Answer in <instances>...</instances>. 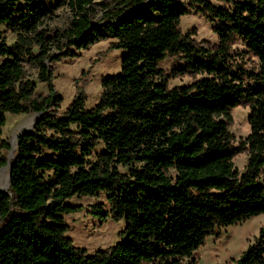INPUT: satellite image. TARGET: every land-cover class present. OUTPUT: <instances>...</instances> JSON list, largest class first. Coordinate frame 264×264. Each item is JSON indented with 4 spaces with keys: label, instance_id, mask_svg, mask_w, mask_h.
Returning a JSON list of instances; mask_svg holds the SVG:
<instances>
[{
    "label": "trees",
    "instance_id": "1",
    "mask_svg": "<svg viewBox=\"0 0 264 264\" xmlns=\"http://www.w3.org/2000/svg\"><path fill=\"white\" fill-rule=\"evenodd\" d=\"M93 2L0 0V167L9 164L0 264L195 262L208 235L264 212V0H128L127 16L100 24L90 20ZM62 4L69 23L51 29ZM193 9L214 23L216 43L180 31ZM108 38L123 52L97 101L86 105L83 81L56 112V64ZM236 38L244 48L233 51ZM166 57L183 65L165 73ZM184 74L192 81L168 86ZM243 104L249 132L234 144L231 110ZM29 112L40 114L8 159L7 114ZM240 152L242 171L232 161ZM99 193L109 209L94 204L93 214L124 224L113 244L87 253L65 234L64 215L81 208L71 197ZM233 264H264V224Z\"/></svg>",
    "mask_w": 264,
    "mask_h": 264
},
{
    "label": "rangeland",
    "instance_id": "2",
    "mask_svg": "<svg viewBox=\"0 0 264 264\" xmlns=\"http://www.w3.org/2000/svg\"><path fill=\"white\" fill-rule=\"evenodd\" d=\"M133 5L128 0H94L90 13V20L95 24H100L114 17H125ZM71 17L69 6L62 4L55 9L52 19L46 20V25L52 28H64L68 25ZM213 22L209 21L202 13L190 10L183 15L179 21L181 32L194 29L192 37L201 44H213L217 39L213 32ZM8 42L13 41L14 36L7 32ZM113 38H108L90 45L87 49L79 50L78 54L61 62H58L54 70L53 85L55 92L62 98L56 112H61L70 103L76 90V85L85 82L84 92L86 95V105L92 106L98 99L100 92L101 77L108 73L116 72L120 66L122 49L109 48V43ZM244 48V44L236 38L233 44V51ZM183 61L176 57H166L161 64L165 73H169L174 67L182 66ZM203 75L197 74L196 77ZM193 77L188 74L173 76L168 78V86L180 85L192 81ZM37 92L46 91L44 83H37ZM249 108L247 105H239L231 110V121L228 130L234 135V144L243 139L249 132L247 115ZM36 114L34 112L7 114L6 123L3 126L2 138L10 143L8 159L13 156L11 142L13 137L30 128ZM29 126V127H28ZM16 146V145H15ZM101 145L94 149L98 152ZM95 156H88L93 161ZM247 153H237L232 161L238 171H242L246 162ZM6 169V170H5ZM7 167H0V188L5 190L8 186ZM6 171V172H5ZM259 182L264 184V168L259 174ZM70 202L79 204L80 210L64 215V222L67 224L65 234L70 237L72 243L84 248L87 253H92L96 249L104 248L113 244L117 240L118 231L122 229L124 221H114L109 217L101 218L93 214L94 204H102L103 210H108V204L103 193L82 197H71ZM264 224V212L252 216L246 220L236 222L218 228L217 234L208 235L204 243L193 253L195 262L189 258H184L181 264H233L234 260L252 243L257 235L258 229ZM142 264H159L156 260L144 262Z\"/></svg>",
    "mask_w": 264,
    "mask_h": 264
},
{
    "label": "water",
    "instance_id": "3",
    "mask_svg": "<svg viewBox=\"0 0 264 264\" xmlns=\"http://www.w3.org/2000/svg\"><path fill=\"white\" fill-rule=\"evenodd\" d=\"M34 113L36 114V119L34 120V122H35V121L37 120V118H38L40 112H34ZM34 122H33V124H34ZM33 124L30 126V128H28V129H26V130H23L22 132L30 130V129L32 128ZM22 132H20L19 134H21ZM19 134H18V135H19ZM18 135H17V136H18ZM2 167H7V169H8L9 164H5V165H3ZM8 175H9V169L7 170V179H8ZM0 189L3 190L2 188H0Z\"/></svg>",
    "mask_w": 264,
    "mask_h": 264
},
{
    "label": "bare ground",
    "instance_id": "4",
    "mask_svg": "<svg viewBox=\"0 0 264 264\" xmlns=\"http://www.w3.org/2000/svg\"><path fill=\"white\" fill-rule=\"evenodd\" d=\"M33 118H35L36 119V117L34 116ZM29 127V126H28ZM11 145H12V149H14L16 146V136H14L13 137V140H12V142H11ZM6 170V169H5ZM6 172V171H5ZM1 187V186H0Z\"/></svg>",
    "mask_w": 264,
    "mask_h": 264
}]
</instances>
